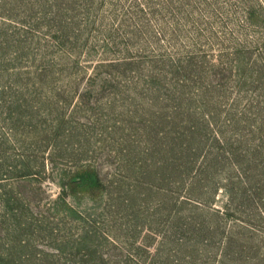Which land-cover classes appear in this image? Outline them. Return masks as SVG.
Segmentation results:
<instances>
[{
    "label": "rangeland",
    "instance_id": "1",
    "mask_svg": "<svg viewBox=\"0 0 264 264\" xmlns=\"http://www.w3.org/2000/svg\"><path fill=\"white\" fill-rule=\"evenodd\" d=\"M0 264H264V0H0Z\"/></svg>",
    "mask_w": 264,
    "mask_h": 264
}]
</instances>
